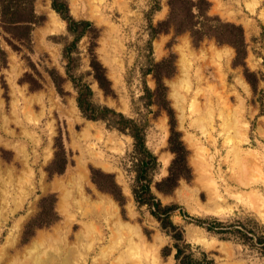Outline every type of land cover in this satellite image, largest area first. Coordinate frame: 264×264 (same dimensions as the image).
Returning <instances> with one entry per match:
<instances>
[{
    "label": "rangeland",
    "instance_id": "rangeland-1",
    "mask_svg": "<svg viewBox=\"0 0 264 264\" xmlns=\"http://www.w3.org/2000/svg\"><path fill=\"white\" fill-rule=\"evenodd\" d=\"M53 1L20 0L36 15L27 33L0 23V264H176L168 230L183 232L195 258L264 264V0L202 4L210 27L243 28L240 55L217 36L199 40L174 25L151 37L169 17L168 0H56L63 14L92 24L74 45ZM76 85L145 127L157 157L142 180L152 198L134 194L132 137L84 117ZM146 87L161 94L149 97ZM169 111L186 153L173 187L164 183L175 159ZM151 201L175 206L176 231L162 228ZM214 221L222 225L208 230Z\"/></svg>",
    "mask_w": 264,
    "mask_h": 264
},
{
    "label": "trees",
    "instance_id": "trees-1",
    "mask_svg": "<svg viewBox=\"0 0 264 264\" xmlns=\"http://www.w3.org/2000/svg\"><path fill=\"white\" fill-rule=\"evenodd\" d=\"M24 1V0H23ZM28 1V0H27ZM33 1V0H30ZM170 13L167 20L159 22L157 27L151 32V37L155 36L159 32L167 31V29L174 25L176 32L181 33L185 31H191L193 37L201 40L205 36L213 35L219 37L221 43L232 44L237 51V55H240L245 48L243 28L233 23H224L219 20H214L216 23L210 27L208 21L210 19L206 13V8L202 7V4H207L205 0H168ZM25 3L20 0H0V23L2 28L19 30V31H30V26L35 23L36 15L32 9L31 3L30 8L24 6ZM53 7L59 11L62 17L67 22V30L70 35L74 36L73 44L75 45L89 30H91V23L84 20H75L69 15L62 13L61 8L57 6L56 0L53 1ZM201 11V15L204 17L202 26L195 28L193 18H195L194 10ZM207 22V23H206ZM10 27V28H9ZM210 27V28H209ZM229 36V37H228ZM4 57V51L0 48V58ZM165 61L157 63L155 66L158 68L162 67ZM90 66L92 74L97 80L98 85L102 88L106 94L110 92L109 80L105 75L102 64L97 61L95 56L92 57ZM150 70V69H149ZM155 76L159 82L161 75L155 71ZM160 87V86H158ZM156 88L155 91L145 88L147 96L151 97L156 94H161V89ZM77 88V104L87 119L91 120H102L107 122V125L118 129L120 132L128 134L133 139V150L132 160L133 163L138 167L137 169V180L141 182L139 184V192L134 190L136 199L138 200V194H147L151 198L153 197L150 191L148 183H144L142 180L146 178L147 172L151 167L157 165V157L148 148L146 142L145 127L140 124L137 120L129 118L122 113H117L115 110L93 103L91 101L92 91L87 85H76ZM150 102V101H149ZM171 117V135L169 138L170 150L175 154L171 167L169 169V175L164 180V183H170V186H175L181 177V167L184 165L185 160V149L182 143L178 140V133L174 131L173 116L169 111ZM143 202V201H142ZM145 202V201H144ZM147 202V201H146ZM149 203V202H148ZM153 208L152 214L160 221L163 229L177 230L178 227L171 221V214L175 210V206H162L160 202L151 201ZM197 224L203 225L202 220H195ZM221 222L214 221L213 224L206 226L208 230H215L216 226H221ZM168 232L171 237L175 240L173 248L175 249V260L176 264H213L212 260H208L207 256L203 254L202 258H195L192 252H188L190 247L189 243H185L182 231L172 233Z\"/></svg>",
    "mask_w": 264,
    "mask_h": 264
},
{
    "label": "bare ground",
    "instance_id": "bare-ground-1",
    "mask_svg": "<svg viewBox=\"0 0 264 264\" xmlns=\"http://www.w3.org/2000/svg\"><path fill=\"white\" fill-rule=\"evenodd\" d=\"M47 14L49 15V18H50V20L52 19L53 20V18L54 17H56V15H55V13L53 12V10H51V9H49V8H47ZM93 126L92 125H88V129L90 130L91 128H92ZM88 129H87V131H88ZM105 168H107L106 166V164L105 165H103ZM86 178V177H85ZM78 190H79V188H78ZM76 193V192H75ZM77 194H80V193H77ZM215 213L216 214H222L223 213V211L222 210H215ZM110 229V228H109ZM112 232H113V237H116V231L112 228V229H110ZM51 258V257H50ZM50 258H48L47 260L46 259H41V260H39L38 262H36L35 264H49L50 263Z\"/></svg>",
    "mask_w": 264,
    "mask_h": 264
}]
</instances>
